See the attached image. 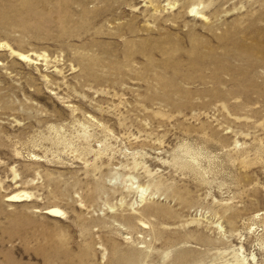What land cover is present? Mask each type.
I'll return each instance as SVG.
<instances>
[{"label": "rangeland", "instance_id": "1", "mask_svg": "<svg viewBox=\"0 0 264 264\" xmlns=\"http://www.w3.org/2000/svg\"><path fill=\"white\" fill-rule=\"evenodd\" d=\"M119 260L264 264V0H0V264Z\"/></svg>", "mask_w": 264, "mask_h": 264}, {"label": "bare ground", "instance_id": "2", "mask_svg": "<svg viewBox=\"0 0 264 264\" xmlns=\"http://www.w3.org/2000/svg\"><path fill=\"white\" fill-rule=\"evenodd\" d=\"M191 12V9H189L188 10V13H190ZM225 46H227V45H225ZM224 46V47H225ZM184 48V47H183ZM21 58H25L27 55H25V54H20L19 55ZM245 61V60H244ZM245 71V70H244ZM22 196H27L26 194H18V193H13V194H11V195H9L8 196V200H10V201H21V200H23L24 199V197L22 198ZM26 198V197H25ZM60 211V209H58L57 207L55 208V207H50V208H45V209H43V212L45 213V214H47V215H50V216H53V217H56L57 215H58V212ZM123 260V259H122ZM120 262H118L119 264H123V262H124V264L126 263L125 261H121V260H119Z\"/></svg>", "mask_w": 264, "mask_h": 264}]
</instances>
